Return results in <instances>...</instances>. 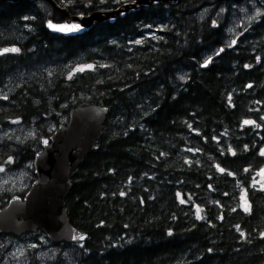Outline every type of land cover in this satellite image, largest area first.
<instances>
[{"label": "trees", "instance_id": "1", "mask_svg": "<svg viewBox=\"0 0 264 264\" xmlns=\"http://www.w3.org/2000/svg\"><path fill=\"white\" fill-rule=\"evenodd\" d=\"M53 1L87 14L131 0ZM257 3L260 15L229 29L232 9ZM48 20L63 17L46 1L0 4V49H19L0 56V167L32 162L71 110L108 109L65 201L87 235L59 244L73 249L71 264H263L264 0H182L74 37L52 34ZM15 126L20 139L1 136Z\"/></svg>", "mask_w": 264, "mask_h": 264}, {"label": "water", "instance_id": "2", "mask_svg": "<svg viewBox=\"0 0 264 264\" xmlns=\"http://www.w3.org/2000/svg\"><path fill=\"white\" fill-rule=\"evenodd\" d=\"M22 1L24 0H0V4ZM43 1L51 3L63 17L62 22L54 23L48 20V23H72L80 26L79 31L65 33L72 36L82 35L108 19L113 23L116 19H124L141 9L168 5L166 0H131L108 10L70 14L66 8H61L53 0ZM172 1L177 5L182 0ZM2 50L0 49V52ZM5 54L7 53L0 56ZM107 114L108 109L105 106H79L69 112L65 123L58 124L48 137L41 138V150L34 154L31 162L34 179L22 196H10L6 205L0 209V234L20 236L39 231L53 244H78L87 239L85 233L70 224L65 201L70 193L71 179L76 169L97 149L96 143L102 136ZM41 141L44 144H41ZM74 235H83L85 239L73 240Z\"/></svg>", "mask_w": 264, "mask_h": 264}, {"label": "rangeland", "instance_id": "3", "mask_svg": "<svg viewBox=\"0 0 264 264\" xmlns=\"http://www.w3.org/2000/svg\"><path fill=\"white\" fill-rule=\"evenodd\" d=\"M262 11L263 7L258 3L251 5L250 8L236 6L231 11L233 13V19L232 25L229 22V29L234 30L237 27L245 25L255 17L258 12L261 13ZM71 66L78 69L79 64L78 62H69L65 65L66 68H70ZM65 122V119H63L61 123L63 124ZM24 131L25 129L20 126L9 127L1 132V136L18 140L23 136ZM33 179L31 162L19 170L9 171L4 169L3 172H0V194L6 193L11 196L19 192L25 193ZM255 183L259 184L261 187V184H264V176H258ZM3 206L4 205L1 206L0 204V209L3 208ZM11 244V241L0 238V247H8ZM33 244L36 245V247H32ZM12 252L15 253L17 258L22 259L18 264H30L31 260L32 264H51L56 257H59V264H71L73 262V249L71 246L53 244L38 231L29 234L27 239L21 244H14Z\"/></svg>", "mask_w": 264, "mask_h": 264}, {"label": "snow or ice", "instance_id": "4", "mask_svg": "<svg viewBox=\"0 0 264 264\" xmlns=\"http://www.w3.org/2000/svg\"><path fill=\"white\" fill-rule=\"evenodd\" d=\"M68 2L70 3L71 2V0H68ZM102 2H103V0H102ZM257 15H260V13L258 12L257 13ZM252 19H254V17L252 18ZM215 26V25H214ZM47 27L49 28V29H51L52 31H55V32H63V33H72V32H76V31H78L79 30V28H80V26L78 25V24H72V23H67V24H63V25H57V24H53L52 22H49L48 23V25H47ZM137 43H140V41H137ZM236 44V40H232L231 41V44L229 45V46H232V45H235ZM224 51V49L222 48V49H220L218 52H217V55H219L220 54V52H223ZM8 52H12V53H16V52H19V49L18 48H15V47H13V48H5V49H3L2 50V52H0V54H3V53H8ZM211 62V60L209 59L208 61H206L203 65H201L202 67H207V65H208V63H210ZM89 69H91V65H88L87 66ZM245 67H248V65H246ZM76 71H84V68H78V69H76ZM69 79H71V76H69ZM249 87H251V85H249ZM0 99H7V95L5 94V95H3V96H0ZM229 101L231 102V96H229ZM13 123H18V121H13ZM254 122L253 121H251V120H245L244 121V124L245 125H251V124H253ZM45 143H47V141H45ZM229 151H231V149H229ZM233 155H235V153L233 152L232 153ZM260 155L261 156H264V148H262L261 150H260ZM11 162V159L9 160V163ZM188 161H186V163H187ZM4 171V169L2 168V167H0V172H3ZM217 171H219L220 173H224L226 170L225 169H223V168H221V167H219V166H217ZM245 171H247V169H245ZM229 176H231L232 175V173L231 172H228L227 173ZM258 175H261V176H264V169H262L259 173H258ZM261 190H264V184H261ZM121 195L123 196V195H125V193H123V192H121ZM177 198L179 199V201H180V203L181 204H184L185 203V200L184 199H182L181 198V194L179 193V192H177ZM189 199H190V197H189ZM141 203H143V201H141ZM241 208H242V210L244 211V212H250V210H251V206L249 205V203H248V199H247V193L246 192H244V193H242V195H241ZM236 209H233V211H235ZM203 210L202 209H200V208H197L196 209V218L199 220V219H203V217H202V215H201V212H202ZM222 218V217H221ZM237 230L238 231H240V229H239V226H237ZM169 235H171V233H169ZM240 235L243 237L244 236V233L241 231L240 232ZM262 237H264V233H262ZM72 239L73 240H84L85 239V236H83V235H74L73 237H72ZM32 247H36V245H32ZM209 251H211V250H209Z\"/></svg>", "mask_w": 264, "mask_h": 264}, {"label": "flooded vegetation", "instance_id": "5", "mask_svg": "<svg viewBox=\"0 0 264 264\" xmlns=\"http://www.w3.org/2000/svg\"><path fill=\"white\" fill-rule=\"evenodd\" d=\"M29 234H31V233H29ZM29 234H23L20 236L0 234V238H2L4 240H9L12 243L8 247H0V264H18L20 261H22V259L17 258L15 253L12 252L13 245L14 244L15 245L21 244L25 239H27ZM31 236H33V235H31ZM34 249H36V248H34ZM30 264H32V260H31Z\"/></svg>", "mask_w": 264, "mask_h": 264}, {"label": "bare ground", "instance_id": "6", "mask_svg": "<svg viewBox=\"0 0 264 264\" xmlns=\"http://www.w3.org/2000/svg\"><path fill=\"white\" fill-rule=\"evenodd\" d=\"M166 4H168V5H175V3H173L172 0H166ZM118 19H120V18H118ZM115 21H117V19H116ZM107 22L110 23V20L108 19ZM63 23H64V22H63ZM63 23H61V24H63ZM113 23H114V22H113ZM113 23H110V24H113ZM47 25H48V22L46 23V28L50 31V29L47 27ZM78 31H79V30H78ZM50 32H52V31H50ZM52 33H53V34H56V35H61V36H64V37H74V36H72V35L65 34V33H58V32H52ZM70 34H71V33H70ZM41 144H44V143L41 141ZM58 144H60V142H59ZM65 149H67V145H66ZM54 163H55V162H54ZM45 196H46V195H45Z\"/></svg>", "mask_w": 264, "mask_h": 264}]
</instances>
